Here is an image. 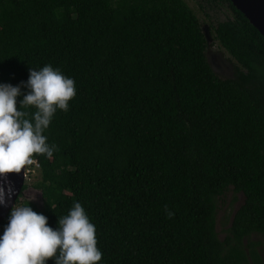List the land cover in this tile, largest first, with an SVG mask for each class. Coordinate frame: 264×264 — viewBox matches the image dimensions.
I'll return each instance as SVG.
<instances>
[{
    "label": "trees",
    "instance_id": "obj_1",
    "mask_svg": "<svg viewBox=\"0 0 264 264\" xmlns=\"http://www.w3.org/2000/svg\"><path fill=\"white\" fill-rule=\"evenodd\" d=\"M197 2L229 13L211 33L231 78L210 66L185 0H0V83L50 64L77 93L45 133L53 156L34 157L42 207L21 199L26 185L15 205L56 228L81 203L98 264H263L245 242L264 237V37L230 0ZM231 188L244 201L222 241Z\"/></svg>",
    "mask_w": 264,
    "mask_h": 264
},
{
    "label": "clouds",
    "instance_id": "obj_2",
    "mask_svg": "<svg viewBox=\"0 0 264 264\" xmlns=\"http://www.w3.org/2000/svg\"><path fill=\"white\" fill-rule=\"evenodd\" d=\"M76 94L74 79L50 64L30 68L28 80L19 85L0 83V176L26 171L37 155L53 156L55 146L45 133L58 111L69 110ZM11 193L9 188V198ZM29 205H15L9 214L0 234V264H48L49 260L98 264L102 260L97 229L81 203L75 202L58 217L56 228ZM0 206H6L3 187Z\"/></svg>",
    "mask_w": 264,
    "mask_h": 264
},
{
    "label": "rangeland",
    "instance_id": "obj_3",
    "mask_svg": "<svg viewBox=\"0 0 264 264\" xmlns=\"http://www.w3.org/2000/svg\"><path fill=\"white\" fill-rule=\"evenodd\" d=\"M190 7L196 12L202 30H207L211 36V40L207 43L206 57L212 67L213 71L220 78H231L234 75L236 63L229 56V54L219 45V43L213 38L211 33L212 26L216 25L217 22L226 19L229 13L222 10H210L207 9V15L204 11L199 8L197 0H185ZM204 32V31H203ZM33 162L32 165L27 167L25 172V182L24 185L27 186L25 191L22 193L21 199H27L32 201L39 208L42 207V197L39 190L35 189L33 184L39 178L38 167ZM244 195L239 192L235 193L232 188L227 191L223 196L217 199V209H216V231L220 240H225L228 234V228L231 225L235 212L243 204ZM258 240L261 241L259 246L256 245V250L259 253H264V237L257 235L246 241L248 244L250 241L256 243ZM247 254L249 255L250 249L246 248ZM248 264H253L250 257Z\"/></svg>",
    "mask_w": 264,
    "mask_h": 264
},
{
    "label": "water",
    "instance_id": "obj_4",
    "mask_svg": "<svg viewBox=\"0 0 264 264\" xmlns=\"http://www.w3.org/2000/svg\"><path fill=\"white\" fill-rule=\"evenodd\" d=\"M233 5L240 10L249 22L264 37V0H230ZM207 43L211 40L209 32L204 30ZM25 182V171L20 173H7L0 176V187L5 191L6 206H0V223L6 218L15 206L18 197L22 193ZM12 189L10 198L8 189Z\"/></svg>",
    "mask_w": 264,
    "mask_h": 264
},
{
    "label": "flooded vegetation",
    "instance_id": "obj_5",
    "mask_svg": "<svg viewBox=\"0 0 264 264\" xmlns=\"http://www.w3.org/2000/svg\"><path fill=\"white\" fill-rule=\"evenodd\" d=\"M254 236H257V234H255ZM260 236H261V235H260ZM256 243L258 244L257 246H259V245L261 244V241L258 240ZM258 253H259V252H258ZM259 255H260V259H261V261H262L263 264H264V253H259Z\"/></svg>",
    "mask_w": 264,
    "mask_h": 264
},
{
    "label": "built area",
    "instance_id": "obj_6",
    "mask_svg": "<svg viewBox=\"0 0 264 264\" xmlns=\"http://www.w3.org/2000/svg\"><path fill=\"white\" fill-rule=\"evenodd\" d=\"M34 162L36 163L35 165L38 167L39 165H38V163L36 162V160H34ZM28 171V170H27ZM26 172V171H25Z\"/></svg>",
    "mask_w": 264,
    "mask_h": 264
}]
</instances>
